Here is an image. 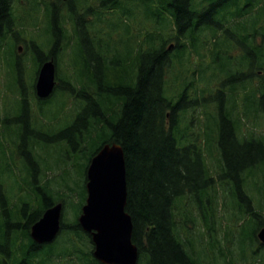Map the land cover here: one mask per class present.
<instances>
[{
  "label": "trees",
  "instance_id": "16d2710c",
  "mask_svg": "<svg viewBox=\"0 0 264 264\" xmlns=\"http://www.w3.org/2000/svg\"><path fill=\"white\" fill-rule=\"evenodd\" d=\"M194 1L72 0L67 17L70 28H66L62 39L60 32L64 20L61 22L58 15L61 10L64 11V2H46L48 15L51 12L54 14L56 41L55 54L52 56L57 64V83L52 96H49L47 108L51 109L57 95L72 97L76 100L74 105L80 108L74 115H65V124L56 139L60 152L55 156V163L58 166L59 162H63L64 167H67L65 156L73 159L72 165L78 178L70 186L65 175L63 180L66 187L62 189L51 188L49 181L35 186L33 194L37 211L27 217V208L22 209L27 228L22 236H14L11 232L5 234L3 224L0 223V238L7 240L8 249L5 253L11 256L12 261L16 262L21 252L24 264L33 262L34 259H38L39 264H47L53 258L78 255L80 252L83 264H103L94 257L91 234L82 229L78 216L87 198L88 166L104 143H118L125 153L128 191L126 211L132 216V238L139 250L138 264H197L200 260L195 257L194 242L182 235L176 219L178 211L183 209L181 218L183 215L186 220L183 221L182 218V225L194 221L191 211L183 207L188 195L199 199L196 202L199 206L197 214L205 229L203 235L210 238L212 247L220 243L215 227V209L212 206L214 195L209 192L210 188L216 191V179L208 163V152L211 153L214 149L219 154L218 176L230 189L224 198L231 192L235 198V203L231 206L235 210L232 213L234 219L240 214L247 215L256 222L251 232L242 240L246 248L242 247L240 250V259H245L249 254L247 246L253 247V257L259 252L261 247L257 245L256 235L260 227L264 226V204L263 208H255L247 185L251 182L255 184L257 174L264 173V132L256 135L255 131H249L250 137L256 136L255 139L241 138L243 134H240V121H235L224 106L223 91L214 92L206 101L204 98H197L199 92L192 95L191 92L179 90L178 93H173L168 89V76L177 66L178 58L168 51L167 43L174 35L170 34L172 31L175 32V38L177 30L181 28L187 32L194 30L198 19ZM214 1L212 11L221 21H232L248 13V20L255 23L264 10V0ZM135 3L142 15L155 23L154 30L148 29L146 25L141 33H134L138 15ZM240 3L242 4L239 5ZM237 5L238 10H234ZM41 9L38 0H0V19L7 21L10 28L24 31ZM106 15L110 17L103 18ZM26 20L27 23L24 22ZM213 36H217L216 31ZM115 38L119 40L112 46ZM67 46L72 47L74 54L76 51L80 58L72 64L75 66L73 78L71 74L61 73L58 66ZM48 51L45 48V54L48 55ZM203 94L204 92H200V95ZM60 105L64 109L65 103ZM191 112L196 114H193L192 122L195 120L201 124L204 121L206 124V128L202 130L199 127L197 131L200 134L194 138L188 131L191 128L189 121L184 118V115ZM42 113L43 116L46 115L45 112ZM60 114L58 110L54 112L55 121ZM19 122L21 130L19 129L17 139L21 141L22 147L30 139L26 136L29 117L25 107L22 108ZM192 122L190 120V124ZM210 138L215 139V144H211ZM43 140L46 147V142H50L51 138L45 137ZM32 144L43 145L36 138L32 139ZM24 154L25 159L33 164L30 151L26 150ZM84 158L88 163L82 185L78 174L80 160ZM49 167L53 172L55 168L51 165ZM67 172L68 170L65 171ZM22 173L24 182H27L29 177L36 179L37 170L24 165ZM62 190L68 192L61 193ZM75 194L79 197L78 209L73 204L76 217L68 221L62 219L61 222L60 235H63L65 245L61 246L58 239L44 244L36 243L38 249L34 253L29 251L28 245L33 242L29 230L40 219L43 210L59 201L64 203L63 197ZM205 195L211 205L209 207L204 202ZM10 223L11 219L4 222L6 225ZM229 235L225 236L232 242ZM256 245L259 247L254 250ZM228 251L233 254L231 247ZM220 252L227 256L224 248ZM202 253L204 260L205 251ZM262 255L264 254L256 256ZM227 264H236L233 255Z\"/></svg>",
  "mask_w": 264,
  "mask_h": 264
},
{
  "label": "flooded vegetation",
  "instance_id": "af4514ba",
  "mask_svg": "<svg viewBox=\"0 0 264 264\" xmlns=\"http://www.w3.org/2000/svg\"><path fill=\"white\" fill-rule=\"evenodd\" d=\"M38 1L42 9L33 16L32 23L28 24L24 31L10 28L7 21L0 19V64L1 61L4 64H8L10 61L16 88L13 92L15 101H6L4 105L0 106V123H10L12 138L17 139L19 129L21 130L19 128L20 113L25 107L29 117L28 137L30 139H27L28 142L33 138L37 140L39 137L50 139L53 134L49 125L47 128L41 129L34 126L32 120L34 112L40 113L42 116V112L46 114L52 112L46 110L52 95L49 98H40L36 82L42 64L54 58L52 55L55 54L56 41L54 14L51 12L48 15L46 9L48 0ZM214 2V0H195L194 11L198 13L196 17L198 19L197 24H194V30L192 32L191 30L187 32L182 28L177 30L174 43L170 44L167 49L171 55L174 54L178 58L176 79L179 89L191 92L192 95L194 92H199L197 98H204L206 101L215 94L214 92L223 91L224 106L228 108L235 121H240V134H243L241 138H252L247 128L248 124L252 118H257V115L264 117V10L261 11L255 23L248 20V13L243 14L241 18H234L232 21H221L215 17V13L212 11ZM71 5L72 0L64 1L62 6L64 11L61 10L58 15L61 22L64 20L60 39L65 35L67 25H69L67 17ZM238 7V5L234 6V10H238ZM24 22L27 23L28 20ZM215 31L217 36H213ZM223 36V42H218ZM45 48L49 49L48 55L44 52ZM40 54L43 55L40 56ZM26 62L32 68V76L28 82H25L21 70ZM40 63L41 66H39ZM200 92H204V94L200 95ZM188 131L191 132V135L200 133L193 128H188ZM254 137L256 138V136ZM40 143L43 144L40 147L45 150L44 142ZM30 190L33 196L17 197L15 201V204L27 208L26 215L22 214L24 207L19 208V206L15 211V213L22 214L23 217H28L37 211V209L35 210L37 203L33 194L34 188ZM47 208L43 210V213ZM34 223L29 230L30 237ZM257 242H259L257 245L264 248V243L258 237ZM36 243L38 242L33 240L28 245L29 251L32 253L38 249ZM0 264L9 263L0 256Z\"/></svg>",
  "mask_w": 264,
  "mask_h": 264
},
{
  "label": "rangeland",
  "instance_id": "374dc122",
  "mask_svg": "<svg viewBox=\"0 0 264 264\" xmlns=\"http://www.w3.org/2000/svg\"><path fill=\"white\" fill-rule=\"evenodd\" d=\"M94 0H92L93 2ZM73 5H75L73 3ZM132 6V3H130ZM135 8H137L138 15L136 22L134 24L135 26V34L141 33V31L145 28L144 26L147 25L148 29L154 30L153 26H156L155 23H153L151 20L146 19L144 15H142L141 11L139 10L137 4H134ZM110 17V16H103V18ZM70 28V24L67 25V29ZM173 37L168 41L167 45H170L174 43V36L175 32L172 31L170 34H173ZM166 38L168 39V32L165 31ZM228 37H231L230 35L226 34ZM85 38L88 39L87 35L85 34ZM119 38H115L114 41H112V46L117 43ZM224 36L222 39H220L218 42H223ZM150 44V40H149ZM98 56V55H93ZM114 56V55H111ZM79 55H77L76 51L75 54L73 52V48L68 46L63 50L61 59L59 60V69L61 73L63 74H71L72 78L74 76L73 70L75 69V66L73 67V63L78 62ZM23 72V76L25 79V82L30 81V78L32 76V68L29 65L28 62L25 63L24 68L21 69ZM176 72H177V66L174 67L173 71L169 74L168 79V89L170 92L178 93L179 92V84L178 80L176 79ZM15 81H14V71L10 72L9 70V64H4L3 61H1L0 64V106L4 105L6 101L13 102L15 101L13 92L15 90ZM239 98V95H237ZM65 103L64 109L61 108V103ZM76 103V100H74L72 97H68L67 95H57L54 104L49 108H46V110H51L52 112L50 114H46L44 117L40 113H33V124L34 126L38 128H47L49 125L52 130V137L50 142H46V149L44 150L43 147L37 146V145H31L30 142L27 141V144L22 145V152H25L26 149L31 151V154L34 156L35 160L38 164H34V167L37 172L36 180H31V186L24 185V180L22 177V168L24 165H30L29 161L22 156L14 141L19 142L18 139H12L10 126L11 124L8 122L0 123V223L3 224V230L4 233H10L14 236L20 235L22 236L26 231L27 228H25L26 219L23 217L22 214H16L15 211L17 210V207L23 208V205L15 204V201L17 197H23L26 198V196H33L31 195V188H35L38 184H43L49 181L50 187L57 189V188H63L66 187L65 182L63 180V177L66 175V179L68 181V184L70 186L74 185V180L76 179V174L74 172V166L73 159L65 156L64 160H67L68 166L64 167L63 162H59L58 166H56L55 163V156L60 152L59 148L56 144L57 136L60 132V130L63 128L65 124V115L69 114V116L74 115V113L80 109L78 105H74ZM78 103V102H77ZM59 111L60 117L56 121L54 120V112ZM194 114V113H193ZM1 115V114H0ZM196 115V114H194ZM50 117V118H49ZM70 118V117H69ZM185 120L189 121V126L193 128V130L198 129V122L195 121L192 122V114L184 115ZM203 118V117H201ZM190 120L193 124H190ZM206 122V121H205ZM245 122V120H243ZM259 124L263 126H259L256 128V131L264 132V119H260L258 121ZM206 128V124L201 123L200 129ZM246 128V127H245ZM249 128H253L252 124L249 125ZM25 129V127L23 128ZM54 134H55V140H54ZM26 136L28 137L29 134L27 133ZM194 138V137H193ZM203 138V137H202ZM38 142H43V138L39 137L37 138ZM211 144H215V139L210 138ZM208 163L211 168V171L216 179L215 187L210 188L209 192L214 195L213 197V203L212 206L215 209V227L217 229V238L220 240V243L217 244L215 247H212L209 243V237L206 235H203V231H205L204 227L201 224V219L199 217V214L197 212L199 211V206L196 203L199 201L198 197L193 195H188L185 200L183 207L186 208L187 211H191V216L194 217V221H189L185 224V226L182 225V222L186 220V218L182 215L181 218V212L183 209H180L177 213V222L178 227L180 228V232L184 237H187V240H191L194 242L195 245V257L200 259L198 260L197 264H227L230 261V258L233 255V259L236 260V264H264V255L261 257H257L256 255L264 254V248H261L259 252H256L254 254L255 257L252 255V249L253 247L247 246V252L249 253L246 255L247 257L245 259H240V250L242 247L244 249L246 248L245 242L242 244V240H244L245 235L251 232L252 228L255 225L254 219H251L247 215H240L234 219V216L232 213L235 210L231 209V206L235 203V198L232 195V192L229 194L228 197L224 198V195L229 193V185L222 182V180L219 178V154L214 149L213 152H208ZM85 163V164H84ZM88 163V160L86 158L80 160V169H79V180L82 185H84L85 178H86V164ZM49 165L54 167V171L51 172ZM68 170L67 173L65 171ZM70 176V179H69ZM78 178V177H77ZM32 179V178H30ZM48 179V180H47ZM264 173L260 174L258 173L255 177V184L254 182H251L247 185L248 193L253 198V204L255 208H263L264 204ZM24 185V186H23ZM53 189V190H54ZM67 193V191L62 190L61 193ZM30 193V194H29ZM55 195V194H54ZM64 201V209H63V220L68 221L73 219V217H76V210L73 211V204H76V209H78V201L79 197L77 194L74 196H68L63 197ZM72 199V202L70 200ZM207 195L204 197V202L207 204V206H211L208 203ZM237 213V212H236ZM235 213V215H236ZM11 219V223L6 225L4 224L5 221ZM61 232L55 237V240L60 242V245H65L64 241L62 239L64 238L63 235H60ZM230 234L229 238L232 240L230 242L225 235ZM11 235V236H12ZM54 240V241H55ZM21 242V240H19ZM257 242V241H256ZM259 243V242H257ZM233 252V254L228 251V248ZM60 249L61 247L58 246ZM86 248V247H85ZM225 250V255H222L220 252V249ZM258 246L256 245L254 247V250L257 249ZM8 249V243L5 238H0V256L5 258L8 263L10 264H24L23 263V254H19L17 256V261H12L11 256H7V253L5 251ZM205 251V259L203 260V253L202 251ZM76 254V253H75ZM256 258V259H254ZM255 260V261H254ZM84 260L82 259L81 253L79 252L78 255H71V256H61L60 258L56 259L53 258L48 262L47 264H83ZM27 264H39L38 259H34L33 262L27 263ZM145 264V263H141Z\"/></svg>",
  "mask_w": 264,
  "mask_h": 264
},
{
  "label": "water",
  "instance_id": "95a60500",
  "mask_svg": "<svg viewBox=\"0 0 264 264\" xmlns=\"http://www.w3.org/2000/svg\"><path fill=\"white\" fill-rule=\"evenodd\" d=\"M56 65L45 62L37 81L38 94L49 96L56 85ZM87 198L79 215L83 230L91 234L93 255L103 264H137L139 250L133 242L132 216L126 211L127 177L123 147L104 143L92 157L87 169ZM63 204L49 207L34 223L31 237L40 243L50 242L61 229ZM264 242V226L257 233Z\"/></svg>",
  "mask_w": 264,
  "mask_h": 264
}]
</instances>
